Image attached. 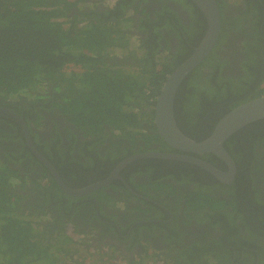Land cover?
I'll list each match as a JSON object with an SVG mask.
<instances>
[{
	"label": "flooded vegetation",
	"instance_id": "obj_1",
	"mask_svg": "<svg viewBox=\"0 0 264 264\" xmlns=\"http://www.w3.org/2000/svg\"><path fill=\"white\" fill-rule=\"evenodd\" d=\"M116 1L125 4L122 9L129 12L133 23L126 21L124 27L131 28L137 38L132 40L136 42L132 48L131 44L126 49H114L110 54L113 59L141 56V44L144 48L146 45H158L159 50H164L169 42L171 52L166 54L174 56L175 71L195 52L209 30L206 14L192 0L189 2L193 4L186 2L187 5H183L181 0H88L81 6L82 12L106 13ZM214 1V17L219 25L217 39L208 55L192 70L196 69V74L190 78L187 87L182 88L176 100L179 113L184 111L183 120L180 123L175 120L176 126L183 136L197 142L204 140L201 137L208 132L210 125L215 128L220 120L216 123V120L200 119L204 106L195 100V90L209 92V98L214 95L216 100L224 88L221 98L224 92L223 98L229 100L226 111L264 98V83L260 84L264 81V5H254L257 0H240L239 5L234 4L239 0H227L234 6L225 0ZM71 11L80 14L76 7ZM225 15L228 18L227 34L219 40L221 16ZM168 18L177 32L162 26ZM154 28L160 32L161 41L152 33ZM129 62L140 64L134 59ZM202 74L210 79L211 85L206 84ZM44 89L47 92L37 94L44 97L42 100L35 101L25 96L9 100L0 98V200L4 193L3 203L12 204L20 222L32 228L34 239L40 242L36 246L37 252L57 235V231H62L65 226L72 230L73 225L89 236V240L83 242V253L64 247L58 250L55 264H97L101 257L114 259L111 264L117 263L119 258L130 263L138 261V264H156L157 261L163 264L166 261L169 264H202L208 256L206 254L214 257L215 253L223 252L217 249L218 237L222 236L220 230L211 224L218 222L214 218L218 212L207 208L213 218L204 219L197 211L188 220V198L178 201L172 191L174 188L187 193L200 190L227 199L231 193H227L226 188L234 186V181L226 182L192 163L161 158L135 159L122 167L116 178L110 182L107 180L113 177L121 164L141 154H184L209 164L221 173L228 174L234 169L236 174L237 166L230 155L224 159L212 154L213 157L206 160L203 158L206 154L176 149L161 137L155 123L156 115L152 124L143 126L148 136H159L148 146L146 140L133 143L130 138H114L108 126L100 134H87L70 122L66 110L55 106L59 103L65 105L62 98H70V94L57 92L51 84L44 85ZM202 92L199 97H202ZM153 108L155 112L145 105L143 110L154 115L156 105ZM38 115L43 119H38ZM36 120H40L41 125L37 126ZM261 131L264 133V127L248 134L261 136ZM117 148L118 151L131 148L135 152L126 157L119 155L121 160L112 168L109 161ZM254 151L262 152L264 147ZM98 154L103 160L97 157ZM32 155L49 170L59 191L48 185L42 168H37L32 162ZM127 168L128 171L122 173ZM105 181L108 182L106 186L85 195L75 196L68 192ZM235 196L233 194L230 198ZM219 222L223 223L222 220ZM1 232L0 229V238ZM30 243H33L32 236ZM41 261L35 264H41ZM232 262H241V259ZM205 264L213 263L206 260Z\"/></svg>",
	"mask_w": 264,
	"mask_h": 264
},
{
	"label": "trees",
	"instance_id": "obj_2",
	"mask_svg": "<svg viewBox=\"0 0 264 264\" xmlns=\"http://www.w3.org/2000/svg\"><path fill=\"white\" fill-rule=\"evenodd\" d=\"M87 1L0 0V98L9 100L25 96L35 101L42 100L44 97L37 94H43L44 85L47 87V84H51L57 92L66 91L70 94V98H62V101L66 102L65 105L62 106L59 103L55 106L66 110L67 116L71 119L70 122L81 130L87 131V134H100L103 128L108 126L114 138H130L133 143L146 140V146H148L152 139L157 140L159 136H148L143 130L144 124H152L155 116L144 111L143 108L149 105L150 110L155 112L153 106L156 105L161 89L167 77L177 67L173 65L174 56L171 53L166 54L167 51L171 52L169 42L164 50H159L158 45H146L144 48L141 44L139 48L143 49L141 56L136 55L131 59H113L110 54L114 53V49L117 47L126 49L130 47L132 40L137 38L131 28L124 27L126 21L133 23L131 15L122 9L125 4L120 1H116L106 13L94 10L88 13L82 12L81 6L87 4ZM181 1L184 2L183 5L189 2V0ZM260 1L257 0L253 4L264 5V0ZM225 2L234 6L227 0ZM239 3L240 0L234 4L239 5ZM73 7H76L80 14L73 13L71 11ZM160 21L163 22L161 19ZM221 21L222 30L219 40L226 37L227 16H221ZM262 23L264 25V22ZM162 26L178 31L169 18L168 22L163 23ZM152 33L157 35L158 41L162 40L157 28H154ZM137 41L140 44L139 40ZM212 53L205 62L210 59ZM133 59L140 64H131L129 60L133 61ZM194 71L182 82L176 100L182 88L187 87L190 78L196 74ZM202 75L206 84L211 85L210 79ZM263 83L264 81L260 84ZM40 91L42 93H38ZM75 92L77 97L74 95ZM200 92L202 91L195 90L194 94L195 100L204 106L200 119L216 120L217 123L237 106L228 108L226 111L225 107L229 100L223 98L224 92L222 98L220 92V97L216 100L214 95L209 98V92H202V97H199ZM176 100L174 116L180 123V120H183L184 111L179 113ZM37 117L43 119L41 115ZM39 121L36 120L37 126L41 125ZM262 127H264V120L247 125L224 144L237 166L234 186L226 188L227 193H231L227 199L200 190L187 193L174 188L172 191L178 201L188 198L186 203L188 220L197 211L204 219L213 218L206 211L207 208L218 212V215L214 216L218 222L211 224L220 230L222 236L218 237L217 249L223 252L215 253L214 257L206 254L208 256L202 264H205L206 260L216 264H264V151L259 153L254 151L255 148L264 147V133L261 131V136L255 137L248 134ZM213 129L211 124L208 132L201 139L208 137ZM162 145L166 146L164 143ZM134 152L131 148H123L119 151L117 148L112 154L113 158L109 161V165L112 168L116 167L121 160L119 155L126 157ZM97 157L103 160L101 154ZM212 157V154L203 155L206 160ZM32 159L37 168L38 166L42 168V174L44 179L48 180V185L59 191V186L49 170L43 167L33 155ZM50 162L52 164L51 160ZM128 168L122 173L128 171ZM233 194L236 196L231 199ZM1 197L3 199L0 200V229L2 230L0 242H5L9 238L7 234L11 232L13 240L17 245L22 246V250L17 255H13L12 249L0 251V255H13L6 264H35L48 259V243L43 244L37 252L36 246L40 242L34 239L32 228L20 222L11 207L12 204L3 203L4 193ZM71 227L72 233L66 236V240H70L73 244L74 247L71 250L79 253L77 247L75 250L76 243L83 245L88 235L80 232L75 225ZM66 231H70L69 226H65L61 233ZM30 236L33 238V243H30ZM63 245L66 249V241ZM78 247L82 249V246ZM28 256H34V258L28 259ZM228 257H230L229 262ZM105 259L99 258L100 261L97 264H104L107 261V264H111L114 260ZM235 259H241V262H232ZM114 264H138V261L130 263L119 258V261ZM156 264L163 263L157 261ZM164 264L169 262L166 261ZM175 264L179 263L175 262Z\"/></svg>",
	"mask_w": 264,
	"mask_h": 264
},
{
	"label": "water",
	"instance_id": "obj_3",
	"mask_svg": "<svg viewBox=\"0 0 264 264\" xmlns=\"http://www.w3.org/2000/svg\"><path fill=\"white\" fill-rule=\"evenodd\" d=\"M203 12L209 20V30L202 41L197 47L195 52L187 58L179 68L173 71L164 83L163 88L156 101V120L155 123L161 137L171 146L187 153L198 154H214L221 158L228 159L229 153L224 147L225 142L236 132L254 122L264 119V98L256 99L249 103L237 106L230 110L218 122L212 133L202 141H193L183 136L176 126L174 116L175 98L178 89L188 76V74L208 55L211 51L219 32L218 19L214 17L216 10V3L214 0H192ZM139 158H161L166 160H176L181 162L192 163L198 165L208 172H211L216 177L225 180L226 182L234 181L236 174L234 169L231 173H221L214 167L201 160L187 156L184 154H141L125 161L113 173L108 182L117 177L118 171L131 161ZM235 174V176H234ZM94 184L82 190H68L71 195L81 196L85 195L99 187H104L108 182ZM61 181H59L60 183ZM233 183V182H232Z\"/></svg>",
	"mask_w": 264,
	"mask_h": 264
},
{
	"label": "rangeland",
	"instance_id": "obj_4",
	"mask_svg": "<svg viewBox=\"0 0 264 264\" xmlns=\"http://www.w3.org/2000/svg\"><path fill=\"white\" fill-rule=\"evenodd\" d=\"M233 1V0H231ZM132 45L131 48L134 47L133 45L136 44V42L132 41ZM44 88V87H43ZM47 89H44L43 92ZM33 99V98H32ZM4 228V227H3ZM35 230H39L37 227L34 228ZM12 230V229H10ZM57 235L55 236V239H50L48 245V255H49V259H43L41 261V264H53L56 263L58 261V250L64 248V246L62 245L64 241H66V247L68 250H70L73 247V244L71 243L70 240H66V236L69 233H72V230L70 231H66L64 233H61V231H57ZM7 235H9V238L7 240H5V242H0V251L2 250H9L12 249L14 251L13 255H17L18 252H20L22 250V246L17 245V243L13 240V235L11 232H9ZM89 240V236L87 238H85V241ZM77 248L78 251L80 252L82 249L78 246H82L81 244H77ZM83 253V251H81V254ZM11 254H7V255H0V264H6L9 259L11 258V256H13ZM29 259H33L34 256H28Z\"/></svg>",
	"mask_w": 264,
	"mask_h": 264
},
{
	"label": "clouds",
	"instance_id": "obj_5",
	"mask_svg": "<svg viewBox=\"0 0 264 264\" xmlns=\"http://www.w3.org/2000/svg\"><path fill=\"white\" fill-rule=\"evenodd\" d=\"M86 238H87V237H86ZM210 263L216 264V263H214V262H210Z\"/></svg>",
	"mask_w": 264,
	"mask_h": 264
},
{
	"label": "bare ground",
	"instance_id": "obj_6",
	"mask_svg": "<svg viewBox=\"0 0 264 264\" xmlns=\"http://www.w3.org/2000/svg\"><path fill=\"white\" fill-rule=\"evenodd\" d=\"M232 48V47H231ZM229 51V50H228ZM225 55V54H224ZM232 55V54H231Z\"/></svg>",
	"mask_w": 264,
	"mask_h": 264
}]
</instances>
